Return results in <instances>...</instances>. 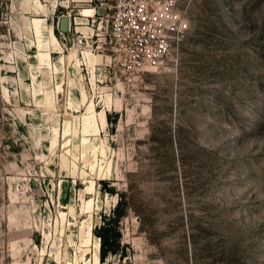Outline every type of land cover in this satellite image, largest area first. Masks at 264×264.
I'll use <instances>...</instances> for the list:
<instances>
[{"label": "rangeland", "instance_id": "obj_1", "mask_svg": "<svg viewBox=\"0 0 264 264\" xmlns=\"http://www.w3.org/2000/svg\"><path fill=\"white\" fill-rule=\"evenodd\" d=\"M115 4L0 0V264H94L118 201L97 264H264V0H179L134 72Z\"/></svg>", "mask_w": 264, "mask_h": 264}, {"label": "built area", "instance_id": "obj_2", "mask_svg": "<svg viewBox=\"0 0 264 264\" xmlns=\"http://www.w3.org/2000/svg\"><path fill=\"white\" fill-rule=\"evenodd\" d=\"M189 25L179 0H116L111 31L134 72L166 62Z\"/></svg>", "mask_w": 264, "mask_h": 264}, {"label": "trees", "instance_id": "obj_3", "mask_svg": "<svg viewBox=\"0 0 264 264\" xmlns=\"http://www.w3.org/2000/svg\"><path fill=\"white\" fill-rule=\"evenodd\" d=\"M122 201H118L117 207L114 210L113 218L110 217L108 221H105L95 228L96 233L100 236V257L102 260L106 258L109 252H117L121 249V232L119 229V220L125 213L121 207Z\"/></svg>", "mask_w": 264, "mask_h": 264}, {"label": "bare ground", "instance_id": "obj_4", "mask_svg": "<svg viewBox=\"0 0 264 264\" xmlns=\"http://www.w3.org/2000/svg\"><path fill=\"white\" fill-rule=\"evenodd\" d=\"M83 15H92L91 13L88 12V10H82ZM100 242L97 240V242L94 244L93 247V259H94V264H97L98 262L101 261L100 257Z\"/></svg>", "mask_w": 264, "mask_h": 264}, {"label": "water", "instance_id": "obj_5", "mask_svg": "<svg viewBox=\"0 0 264 264\" xmlns=\"http://www.w3.org/2000/svg\"><path fill=\"white\" fill-rule=\"evenodd\" d=\"M67 20H68L67 16H64V17L62 18V28H66ZM100 244H101V242H100Z\"/></svg>", "mask_w": 264, "mask_h": 264}]
</instances>
